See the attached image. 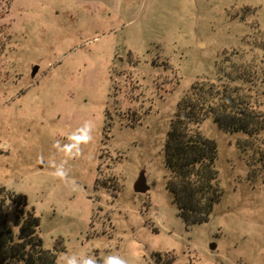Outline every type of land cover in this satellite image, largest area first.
<instances>
[{
  "label": "rangeland",
  "instance_id": "1",
  "mask_svg": "<svg viewBox=\"0 0 264 264\" xmlns=\"http://www.w3.org/2000/svg\"><path fill=\"white\" fill-rule=\"evenodd\" d=\"M256 47L264 0H0V188L26 199L58 264L62 254L264 264V133L200 124L217 145L223 195L190 228L166 188L163 155L189 87L214 82L225 54L264 58ZM85 121L93 139L67 156L60 148ZM62 160L78 188L50 175ZM142 173L149 189L139 194ZM5 210L11 223L10 201Z\"/></svg>",
  "mask_w": 264,
  "mask_h": 264
},
{
  "label": "trees",
  "instance_id": "2",
  "mask_svg": "<svg viewBox=\"0 0 264 264\" xmlns=\"http://www.w3.org/2000/svg\"><path fill=\"white\" fill-rule=\"evenodd\" d=\"M215 70L214 82H194L184 93L163 147L166 188L186 228L207 223L223 195L217 145L200 132V124L211 119L219 130L250 139L264 133V58L235 51L225 54ZM258 158L264 162L263 153ZM7 201L14 208L11 223ZM38 228L39 218L26 199L1 187L0 264H58L56 251L44 249ZM175 263L173 255L155 257V264Z\"/></svg>",
  "mask_w": 264,
  "mask_h": 264
},
{
  "label": "clouds",
  "instance_id": "3",
  "mask_svg": "<svg viewBox=\"0 0 264 264\" xmlns=\"http://www.w3.org/2000/svg\"><path fill=\"white\" fill-rule=\"evenodd\" d=\"M93 125L90 121H85L81 128L77 129V132L74 133L69 139L71 140V144H66L62 148L61 151L65 152L67 156L79 155L80 153V145L89 143L92 137ZM56 146L60 147L59 141L56 142ZM41 162H43V158L41 157ZM66 160H62L60 164L55 165V170L50 173L55 178L63 180L67 183H70L73 189L78 188L75 181H68V171L65 168ZM62 264H97L96 259L93 256L87 255H67L62 254L61 256ZM103 264H128V261L116 256V255H108L105 256Z\"/></svg>",
  "mask_w": 264,
  "mask_h": 264
},
{
  "label": "water",
  "instance_id": "4",
  "mask_svg": "<svg viewBox=\"0 0 264 264\" xmlns=\"http://www.w3.org/2000/svg\"><path fill=\"white\" fill-rule=\"evenodd\" d=\"M38 67L34 66L32 68V76H34L37 73ZM149 187L146 184V180L144 177V174H140L137 181L134 184L133 190L135 193H139V194H144L148 191ZM210 250H214L215 249V245L212 244L209 246Z\"/></svg>",
  "mask_w": 264,
  "mask_h": 264
}]
</instances>
